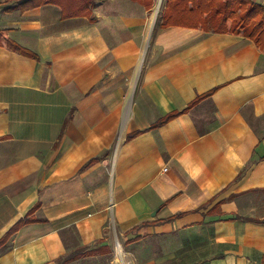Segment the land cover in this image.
I'll use <instances>...</instances> for the list:
<instances>
[{"label":"crops","instance_id":"obj_1","mask_svg":"<svg viewBox=\"0 0 264 264\" xmlns=\"http://www.w3.org/2000/svg\"><path fill=\"white\" fill-rule=\"evenodd\" d=\"M14 4L0 0V264H264V51L162 25L164 0L74 17Z\"/></svg>","mask_w":264,"mask_h":264},{"label":"trees","instance_id":"obj_2","mask_svg":"<svg viewBox=\"0 0 264 264\" xmlns=\"http://www.w3.org/2000/svg\"><path fill=\"white\" fill-rule=\"evenodd\" d=\"M13 1L15 4L6 9L19 8L25 10L51 3L61 8L63 17H74L83 14V12L89 13V0ZM162 18V25H184L212 32L241 34L252 40L261 51H264V5L252 0H164ZM2 33L4 31H1ZM5 44L11 50L29 54L26 49L10 39H7ZM199 99H201V96L196 98L190 105L197 103ZM175 115L177 114H168L162 119V122ZM158 123L160 122L158 121ZM135 134H131L129 137ZM32 219L28 215L19 218L7 231L5 237L16 231L20 225ZM66 257L71 256H64L56 261H61Z\"/></svg>","mask_w":264,"mask_h":264},{"label":"rangeland","instance_id":"obj_3","mask_svg":"<svg viewBox=\"0 0 264 264\" xmlns=\"http://www.w3.org/2000/svg\"><path fill=\"white\" fill-rule=\"evenodd\" d=\"M159 5H160V4H159ZM108 257H109V258H110V257L112 258L113 256H108Z\"/></svg>","mask_w":264,"mask_h":264},{"label":"built area","instance_id":"obj_4","mask_svg":"<svg viewBox=\"0 0 264 264\" xmlns=\"http://www.w3.org/2000/svg\"><path fill=\"white\" fill-rule=\"evenodd\" d=\"M166 168H164V170H165Z\"/></svg>","mask_w":264,"mask_h":264}]
</instances>
